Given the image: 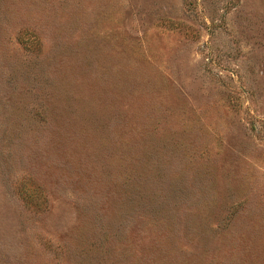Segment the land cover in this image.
Returning a JSON list of instances; mask_svg holds the SVG:
<instances>
[{
  "label": "rangeland",
  "instance_id": "1",
  "mask_svg": "<svg viewBox=\"0 0 264 264\" xmlns=\"http://www.w3.org/2000/svg\"><path fill=\"white\" fill-rule=\"evenodd\" d=\"M0 264H264V0H0Z\"/></svg>",
  "mask_w": 264,
  "mask_h": 264
}]
</instances>
